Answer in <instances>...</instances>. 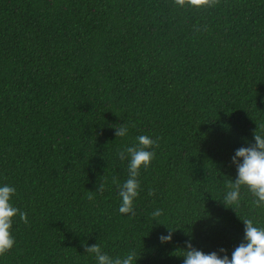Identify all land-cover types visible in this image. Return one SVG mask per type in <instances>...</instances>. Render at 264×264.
<instances>
[{"label": "trees", "instance_id": "1", "mask_svg": "<svg viewBox=\"0 0 264 264\" xmlns=\"http://www.w3.org/2000/svg\"><path fill=\"white\" fill-rule=\"evenodd\" d=\"M122 124L128 134L116 137ZM256 124L264 0L200 10L173 0H0V186L16 189L11 203L28 220L14 218L15 245L0 264H97L84 244L111 257L135 250L136 264H183L188 240L231 259L244 242L239 217L264 227L246 190L236 212L222 203ZM140 135L159 146L140 170L135 215H122L113 179H128L129 160L118 153ZM167 227L175 232L162 244Z\"/></svg>", "mask_w": 264, "mask_h": 264}, {"label": "clouds", "instance_id": "2", "mask_svg": "<svg viewBox=\"0 0 264 264\" xmlns=\"http://www.w3.org/2000/svg\"><path fill=\"white\" fill-rule=\"evenodd\" d=\"M174 6L182 9H208L219 5L220 0H173ZM257 125V124H256ZM115 128L116 137H125L128 134V125L122 124ZM264 125H257V130L253 133L254 144L248 147H241L236 150L232 158V163L237 170L235 180L228 179L226 182L227 192L222 203L226 208L236 210L241 204V190L244 189L251 194L252 203L257 208H264ZM137 145L127 147L118 153L123 161L129 160L128 179L123 183L113 179V184L117 185L121 205L119 212L122 215H135L133 207L134 201L139 195L140 183L138 177L141 169H148L155 157L152 150L158 147V139H152L148 135H140L137 138ZM104 191V183H100L96 192ZM94 192H89L87 199L92 200ZM16 194V189L9 185L0 186V257L8 254L15 245L12 235L14 218L25 224L28 223L27 213L19 210L11 203ZM150 196L155 195L153 190H149ZM163 214L161 209H156L151 215L153 221L159 223L158 218ZM239 217V216H238ZM239 219L244 224V242L237 246L229 259L226 250L221 248L217 252L204 253L193 247L191 240L186 241V250L181 249L183 264H264V227L254 224L253 219ZM160 224V223H159ZM163 225V224H162ZM168 229V235L159 237L162 244L172 241V234L175 232ZM85 252L93 255L97 264H136L137 253L132 250L123 256L111 257L105 253L100 244L88 246L84 244Z\"/></svg>", "mask_w": 264, "mask_h": 264}]
</instances>
